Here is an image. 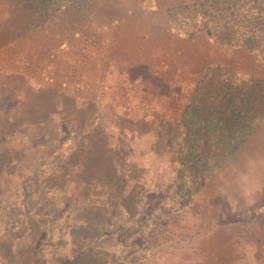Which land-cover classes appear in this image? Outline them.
<instances>
[{"label":"rangeland","instance_id":"1","mask_svg":"<svg viewBox=\"0 0 264 264\" xmlns=\"http://www.w3.org/2000/svg\"><path fill=\"white\" fill-rule=\"evenodd\" d=\"M42 1L11 0L12 10L0 8V108L19 89L29 92L30 84L42 85V49L52 50L75 30L85 37L84 30L93 26L88 18L105 0H45L43 6ZM126 12L132 14L130 8ZM187 36L191 51L205 54V59L198 56L199 70L154 73L146 65L120 68L114 75L118 85L109 92L113 104L87 103L85 95L78 94V105H86L93 123L107 125L108 137L118 129L144 151L131 156L133 169L126 173L123 192L112 193L117 199L133 196L134 201H94L92 193L80 188L84 172L72 174L63 165L74 134L68 128L48 131L0 170V264L65 262L82 246L81 257L66 264H128L136 257L141 264H173L171 250L177 253L174 264L264 263L253 260L250 243V233L264 237V68L250 57L232 54L233 49L209 44L206 36ZM244 46L260 55L259 43ZM231 54L242 58L238 63L244 71L233 67ZM256 59L264 67V55ZM100 85L110 88L103 81H93L91 88L103 90ZM234 103L247 108L241 118L232 109ZM190 104L191 111L204 115V122L212 121L207 133L189 132L192 123L183 112ZM113 105L116 115L111 117ZM226 125L251 130L232 153L217 157L221 141L235 138L236 133L219 130ZM186 141L209 155L201 171L191 173L182 163ZM92 192L103 196L106 191ZM179 202L200 212L208 231L199 234L202 245L197 248L172 245L159 254L167 256V262H155L152 253L173 236L166 210ZM84 217L94 227L74 232L76 220ZM186 218L177 215V220Z\"/></svg>","mask_w":264,"mask_h":264},{"label":"trees","instance_id":"2","mask_svg":"<svg viewBox=\"0 0 264 264\" xmlns=\"http://www.w3.org/2000/svg\"><path fill=\"white\" fill-rule=\"evenodd\" d=\"M9 1L11 3V0H0V8L3 12L8 7L12 10ZM44 4L45 0L42 1V6ZM116 7L120 10L117 11ZM129 8L132 11L131 15L126 12ZM61 9L63 8L59 10ZM51 12L45 11V13ZM263 13L264 0H105L94 17L88 18V24L92 23L93 26L84 30L85 37L75 30L78 33L76 37H72L76 33H72L73 35L68 38L64 35L61 43L55 44L52 50L42 49V85L30 84L29 92L19 89L0 108V170L12 155L33 146L35 141L46 132L51 130L62 132L68 128L74 137L65 153L64 167L72 174L84 172L79 182L80 188L92 193L89 195L94 201L103 203L115 201L117 196L113 197L112 193L123 192L128 183L126 173L133 169L131 156L136 157V150L139 149L135 147L136 142L133 137L117 133L118 129L112 128L115 132L108 137L107 125L103 121L93 123L91 112L86 105H78L80 101L78 94H84L87 103L91 101L102 105L113 104L109 92L113 93L118 85L114 75L120 68L146 65L154 73L173 72L179 69L199 70L198 56L205 59V54L199 49L197 52L191 51L184 39L188 37L187 35L206 36L209 44L233 49L232 54H243L248 59L250 57L251 61L263 69L264 67L256 59L259 57L261 59L264 55ZM100 15L103 18H97ZM257 41L261 45L259 56L244 46V44L247 47L253 45V42L258 44ZM240 42L242 47L237 45ZM198 45L201 44L198 42ZM232 54L233 60L231 59L230 62L233 67L244 71L238 63L242 58ZM245 61L250 62V60ZM76 72L80 75H82L80 72H83L84 77H78ZM93 81H103L110 88L106 89L100 85L103 90L94 91L91 88ZM190 106L191 104L183 112L184 119L192 123L189 132L199 134L210 131L212 126L208 123L212 121L204 122V115L200 110L191 111ZM199 107L205 108L200 105ZM232 109L238 118H241L242 111L247 108L234 103ZM109 110L111 117L116 115L114 105L109 107ZM258 115V113L254 115L256 119ZM246 128H249V125ZM250 128L226 125L219 129L228 131L229 134H236L234 140L232 137H227L221 141L222 149L217 157L228 155L235 150L234 147L240 146L249 135ZM110 137L112 139H109ZM14 140L22 144L12 145ZM184 146L186 152L182 157V163L187 168H191V173L201 171L209 155L196 151L195 144L188 141L184 142ZM107 150L111 153L108 154ZM138 152L144 154V151ZM95 189L106 192L103 196L94 194L92 190ZM117 200L134 201L133 196L127 194L120 195ZM171 206L166 211L169 214L167 218H170V223L168 222L167 225L171 224L170 227H173V236L167 237L165 247L160 244L163 248L160 247L158 251L152 253L155 262L164 259L166 263L168 257H161L159 254L172 245L183 249L197 248L202 243L198 239L199 234L204 236L208 231L207 222L200 212L194 211L183 202ZM179 213L187 218L177 220ZM94 217L97 218L96 214ZM76 222L77 224L73 225L74 232L88 231L94 227V224L91 225L85 217L78 218ZM139 224L135 222L136 226ZM119 228H116V231ZM250 243L253 260L263 263L264 237L250 233ZM256 244L259 250L255 251ZM84 249L83 246L81 249H75V254L65 262L54 260V263L51 261L50 264L71 262L76 256V258L81 257ZM175 253L174 250L168 253L172 257L173 264ZM128 264H141V261L136 257Z\"/></svg>","mask_w":264,"mask_h":264}]
</instances>
